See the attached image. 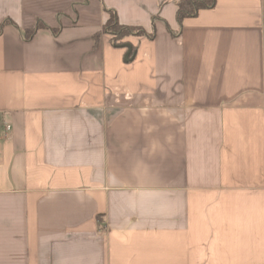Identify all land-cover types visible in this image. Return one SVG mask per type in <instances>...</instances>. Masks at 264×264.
Instances as JSON below:
<instances>
[{
  "label": "crops",
  "instance_id": "1",
  "mask_svg": "<svg viewBox=\"0 0 264 264\" xmlns=\"http://www.w3.org/2000/svg\"><path fill=\"white\" fill-rule=\"evenodd\" d=\"M178 1L0 0V264H264V0Z\"/></svg>",
  "mask_w": 264,
  "mask_h": 264
},
{
  "label": "trees",
  "instance_id": "2",
  "mask_svg": "<svg viewBox=\"0 0 264 264\" xmlns=\"http://www.w3.org/2000/svg\"><path fill=\"white\" fill-rule=\"evenodd\" d=\"M178 5V21L183 22L188 17H195L201 10L207 8H213L216 5V0H180ZM109 18L103 25V32L112 36L114 44L122 45L125 44L124 39L129 36H141L148 35L154 37V33L149 34L142 27L123 25L119 22L117 14L112 10H107ZM42 26L40 23L38 28ZM35 32L34 30L26 33V38H30ZM133 50V49H132ZM131 50V52H132ZM131 54V53H130Z\"/></svg>",
  "mask_w": 264,
  "mask_h": 264
},
{
  "label": "water",
  "instance_id": "3",
  "mask_svg": "<svg viewBox=\"0 0 264 264\" xmlns=\"http://www.w3.org/2000/svg\"><path fill=\"white\" fill-rule=\"evenodd\" d=\"M127 46H128V48H129V51H128V53H127V56H129L130 53H131L132 47H131L130 45H127Z\"/></svg>",
  "mask_w": 264,
  "mask_h": 264
},
{
  "label": "built area",
  "instance_id": "4",
  "mask_svg": "<svg viewBox=\"0 0 264 264\" xmlns=\"http://www.w3.org/2000/svg\"><path fill=\"white\" fill-rule=\"evenodd\" d=\"M7 128L9 129L10 127L8 126Z\"/></svg>",
  "mask_w": 264,
  "mask_h": 264
}]
</instances>
